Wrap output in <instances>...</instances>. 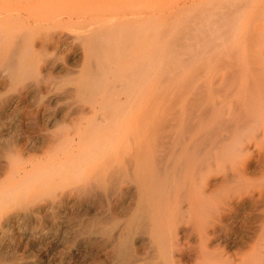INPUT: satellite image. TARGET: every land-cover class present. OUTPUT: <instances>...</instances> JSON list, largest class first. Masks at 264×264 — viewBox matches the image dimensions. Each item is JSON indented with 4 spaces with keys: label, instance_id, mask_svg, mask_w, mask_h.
<instances>
[{
    "label": "bare ground",
    "instance_id": "1",
    "mask_svg": "<svg viewBox=\"0 0 264 264\" xmlns=\"http://www.w3.org/2000/svg\"><path fill=\"white\" fill-rule=\"evenodd\" d=\"M122 1L123 9L130 0ZM129 9L122 11L134 12ZM50 10L49 0H0V60L7 70L1 69L9 84L19 85L10 87L6 105L36 89L41 78L35 74L43 77V69L50 80L63 67L61 50L74 52L79 66L69 70L75 74L68 87L75 110L62 119L71 129L46 131L42 157L21 147L0 150V250L11 223L29 219L43 230L49 216L75 207L85 213L70 226L72 234L81 243L104 244L100 264H264V49L255 47L264 40L254 21L236 38L242 47L212 45L206 52L210 66L208 77L202 76L208 86L193 84L204 80L191 71L168 98L159 90V43L148 42L143 16L129 18L120 30L117 22L108 30L74 33L61 18L51 19ZM227 27L224 41L239 32ZM28 76L34 84L23 83ZM233 220L241 221L238 242L228 237ZM221 238L236 245L233 253L220 247Z\"/></svg>",
    "mask_w": 264,
    "mask_h": 264
},
{
    "label": "rangeland",
    "instance_id": "2",
    "mask_svg": "<svg viewBox=\"0 0 264 264\" xmlns=\"http://www.w3.org/2000/svg\"><path fill=\"white\" fill-rule=\"evenodd\" d=\"M131 1L133 2V0H130V2L128 1L130 5L128 4V2H127L128 5L127 4L125 5L127 8L124 5L123 6L127 10L129 9V7H133L135 9L136 5L140 6L139 7L140 9L143 8V10H142L143 14L142 15L140 13L141 12L140 9L137 7H136L137 9H135V10L137 11L139 9L140 12L139 11L136 12L134 9H133L134 12H131L132 10L130 11L131 13L129 11L124 12L126 10L124 7H123L124 11H122L123 10L122 6H121L122 5L121 2H123L122 0H111V1L108 0V2L106 0L103 2H100V0H49V6L51 9L50 11H52L53 13L49 12L48 15L51 16V19H60L61 18L60 21H61V23H63V26H65L66 29L64 27H62V28H64L66 31H71L74 33L75 32H82L80 30H83V31H85L87 29L90 30L91 27H92L91 30H93V31H97L99 29L98 27L101 28V29H99L100 31L108 30V28H106L107 25H109V26H111L110 24L115 25L117 22L120 23V24L117 23L118 25L116 24L118 26L117 30H120L121 28L119 25L122 26L123 22H126V21L129 22L131 18L133 19V20H131V22H132V21L136 20L138 17H140L139 19H137L139 21L141 19V17L143 16V22H144V26H145L146 33H147L148 42L150 44L153 41H156L159 43L157 50L161 54L160 71L162 70V73H160V79L161 78L162 79L160 80L161 83L159 84V90L163 96L168 97V98H172L173 96L176 95L175 93L180 89L179 86H177V84L181 85V84H179V82L182 79H183L182 81H184V80L187 81L188 79H190V78H188V76L191 75L192 72L194 75L197 73L196 75L200 76V80L201 79L204 80V81H202V80L199 81V77H197L198 78V79H196V81L198 80L197 83H196V81H194L193 84H195V85L199 84L200 86L204 87L206 85L200 84L203 82L202 84H207V86H208V81L206 78H203V76L208 77V72H209L208 69H209L210 64L207 65V63H210V62H208V60H209L208 56H207L208 53L206 54V52L210 49V47L212 45L213 46L215 45L216 47L219 45L218 46L219 48L224 47V46L225 47H228V46L235 47L236 46L235 48L237 49L238 48L237 46L239 44H242V43L235 45L239 41L241 42V40L237 41L236 38L237 37L241 38V37H239V34L241 35L244 32L247 33V31H248L247 27L249 26V24H250V27H251V24L253 26V23L255 26H257V29H258L256 31V34H258L260 32L259 34L262 36H260L259 38L261 39L263 37V40H264V34H263L264 33L263 32L264 31V19L260 18L262 16L264 17V2H263L264 0H144V1H142V3L140 1V4H142V5H140L138 2L139 5L135 3L136 4L135 6L133 3L131 4ZM58 2L62 3L63 5L61 4V6H59L58 4H60V3H58ZM64 2H65V4H67L66 6L64 5ZM125 2H123V4ZM134 2H136V1H134ZM261 2L263 3V5ZM119 6H121V7H119ZM141 6H143V7H141ZM257 6H258V8H257ZM66 7H67V9H66ZM72 7H75V8H72ZM56 9H58V10H56ZM64 10H65V13L63 12ZM72 10H73L74 15H73V13H71ZM255 10H257V11H255ZM66 11H69V12L67 13ZM76 12H78V13H76ZM54 13H55V15H54ZM70 13L72 14V16ZM137 15H139V16L137 17ZM227 15H228V17H227ZM70 16H71V19H70ZM63 17L66 19H64ZM126 18L127 19L130 18V19L127 20ZM134 18H136V19H134ZM226 18H228V19H226ZM256 18H257V21L255 20ZM261 19H262V21H261ZM222 20L223 21L226 20V21H224L226 23L229 20V23H227V24H230L232 26L231 30H235V31L238 30L239 31V32L237 31L238 36L234 35L235 32L234 33L232 32V34H233L232 38L228 37L226 39V41H224L225 38L223 37V35L226 37V35H227L226 33L228 32V29L231 27H227V26H230L227 24H226L227 26H225L223 24ZM72 21H73V25H72ZM67 22H68V24H67ZM69 22H71V23H69ZM218 24L221 26V30H225L226 33L224 31H223V33H221L220 27ZM80 25H81V27H80ZM109 26H107V27H109ZM93 27H96V28H93ZM250 27H248V28H250ZM213 32H214V37H213ZM206 33H208L210 36ZM219 34L221 35L220 37H219ZM233 36H235V39L233 38ZM217 42L218 43L221 42V44H218ZM257 43H259V42H257ZM257 43H256L255 47L264 49V41H262V39L260 40L259 45ZM208 44H209V46H208ZM260 44H262V45H260ZM239 47H242V46L239 45ZM151 48L153 49L152 46H151ZM66 51L67 50H64V52H63L61 50L62 53H60V54H62V56L60 55L62 58L60 60L61 62H59V63H60V66H63V67L60 69L58 68L55 72H53L51 74L50 80H48L50 75L49 76L47 75L48 71L46 69H43V71H44L43 75L45 74L43 77H42V74H40V73H39L40 75L35 74L38 77H36L32 73L33 76L36 77V79L41 78V79H39L40 81L35 80L34 79L35 77L33 78V76L32 77L28 76L29 81L22 80V81H24L23 83H25V82L30 83L33 80V83H30V84H34V80H35V83H37L40 87L38 86V87H36V89H31L27 93L25 92L22 95V97L15 103V105L14 104L11 105L12 109H11V106H8L6 104L12 95V93H11V92H13L12 89L15 90L16 86H18L17 88H19V85H16L18 83H17V81H15L14 84L10 82L11 86H9L10 84L8 83V80L10 78L7 75L8 71L6 72L7 74L5 72L3 73V70L1 68H4V70H5L6 67H5V65H3L4 67L2 66L3 63L0 60L1 61L0 62V65H1L0 66V78H1L0 79V96H1L0 97V118H1L0 119V144H1L0 150H4L7 152H14L20 147L24 148L25 150L26 149L32 150V148H33L32 151L26 150L27 152L26 151H24V152L28 153L30 155L42 157L44 155V151L46 150L44 148H41V146L43 145L42 144L43 138L45 137L44 135H45L46 131H47V133H48V131H50L49 133L59 132L58 130L62 127L64 128V126L71 129L70 127H71V125L73 126V124L69 123L68 121L65 122V123H67V124H65V123H63L62 119H63V115L66 112H70V111L75 110V109H73L74 108L73 106L76 103L75 102L76 99H75V101H73L74 97H71V98H73V100H71L69 98L70 93L68 92V90H69L68 87H71V81L73 82L75 74L72 73L73 75H70L71 73L69 70H71V72H72V70L75 71L74 69H76V68L79 69V66L77 67L78 57H75V54H73L74 52L71 53V52H68V51L66 52ZM186 59L188 60V62ZM183 60L185 61L184 65H182ZM186 62L189 63V65H187ZM203 68H204V70H203ZM179 69L181 72H179ZM195 70H196V72H195ZM200 72H201V74H200ZM161 74H163V75H161ZM4 75L7 77H5ZM46 75H47V77H46ZM69 75L72 77H70ZM25 76H23L22 79L23 78L26 79ZM185 76H187L186 79H185ZM191 76H193V75H191ZM28 77H27V79H28ZM69 78H70V80H69ZM10 81H11V79H10ZM20 81H21V78H20ZM20 81L18 80V82H20ZM54 81H57L55 83L57 85H59V84L64 85L63 83H66V84L64 86H60V87L57 86L56 87V86H54ZM59 81H61V83ZM45 82H47L48 84ZM51 82H52V87L50 88ZM205 82H207V83H205ZM20 85H21V83H20ZM175 86L177 88L176 90H175ZM10 87H13V88L11 89ZM54 87L57 88V90H59L58 92H60V95H59V93L57 94V92H56L57 90H54L55 93L53 92V89H55ZM64 88H66V89H64ZM49 89H50V91H49ZM51 90H52V94H51ZM149 90H150V87H149ZM66 93L68 94V96ZM150 93L151 92H149V94H148L149 98H151V96H152V94H150ZM63 94L64 95L66 94L67 97L65 96V98H64ZM167 94H169V95H167ZM187 94L188 95L184 94L183 96L189 97L190 94L188 92H187ZM6 96H7V98H6ZM5 98H6V100H5ZM67 98H68V100H67ZM68 101L71 103L72 107H71V105L69 106L70 103H68ZM4 105H6V106H4ZM66 109H68V111ZM46 119H49V121ZM51 120H53V121H51ZM47 121H48V123H47ZM55 121H57V122H55ZM42 126H43V128H42ZM63 130L64 129H62V130L60 129V131H63ZM40 131L41 132L43 131V132L41 133ZM34 145L36 147H38L40 145L39 148H41V149L36 148L37 151L34 150L35 149ZM22 146H24V147H22ZM28 146L29 147L32 146V147L29 148ZM1 162L2 161H0V165L4 163V162H2V163ZM253 165H255V164H253ZM5 197H6V199H8L10 197V194L5 195ZM5 197H4V199H5ZM11 199L14 200L15 196L13 195L11 197ZM69 208H71V210ZM69 208L63 209V210H61V212L58 211L59 212V213L57 212L58 216L56 215V213H54V216L53 215L49 216L46 219L47 221H45V223H44L45 225L43 224L42 226H40L43 228V230L40 229V230H42L41 233H40V230L35 229L36 224L34 223L33 220L30 221L29 219H27V220L23 221L22 225L21 224L18 225V223H11L12 225H9L7 227V232H6L7 236L5 235L4 242H3L4 245L2 247V250H0V257H1L0 258V264H22V263L23 264H54V263L55 264H59V263H61V264H70V263L73 264V262H74V264L75 263L76 264H83L84 262H85L84 264H93L92 262L94 260H96V261H94V264H100L103 261H105L106 257H105V255L103 256L104 244L102 242H99L100 245L98 242L96 244V241H92V242H94L93 244L90 242H88L87 244L81 243L76 239L74 234H72L74 232L72 230L73 229L72 225H74L76 219L78 220L81 217V215L85 213V211L81 212V210H79L78 208H75V207L74 208L69 207ZM76 209H78V211ZM62 212H64V213L62 214ZM78 212H80V213H78ZM77 213L79 216L77 215ZM64 216L68 217V222L72 221V223L69 222L71 225L67 222V218ZM71 216L74 218L72 219ZM64 219H66V220H64ZM70 219H72V220H70ZM50 222L52 224H49ZM57 223L59 225H57ZM232 223H234V224H232ZM15 224L17 227L15 226ZM26 224H28V225H26ZM67 224L69 226V231L71 233L68 231ZM236 224H238V225H236ZM70 226L72 227V229L70 228ZM230 227L231 228L233 227L235 229L230 230L231 232H228L230 234L227 233L228 237H230V239L233 237L232 240H235L236 242H238V240L240 238L239 235H240L241 230H242L241 221L239 222L237 220H233L232 222H230ZM18 228H20V230ZM56 231L59 234H57ZM60 232H61V234H60ZM34 234H35V236H34ZM67 235H68V238H66ZM63 236H65V238ZM237 236H238V238H237ZM73 237H75V238L72 239ZM221 240H222V238H221ZM216 242L219 243L217 240H214L213 244L217 245ZM222 243H224V244H222ZM8 244H9V246H8ZM90 244H92V246H90ZM94 244H95V246H93ZM220 244H222L220 247L225 249V251L227 253H233L234 249L236 248V245H233V244L230 245V244L226 243L227 244L226 245L224 239L222 241H220ZM227 246H230L232 249L230 247H227ZM83 247H85V248H83ZM226 247H227V249L228 248L229 249L227 250ZM81 249L84 251H82ZM66 250H68V251H66ZM99 256H100V259L102 258L101 260H99ZM17 259H19V260H17ZM59 259H60V261H59Z\"/></svg>",
    "mask_w": 264,
    "mask_h": 264
}]
</instances>
